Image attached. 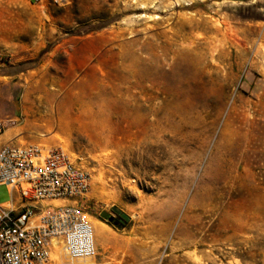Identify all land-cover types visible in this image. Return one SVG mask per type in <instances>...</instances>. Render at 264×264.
Listing matches in <instances>:
<instances>
[{
  "label": "rangeland",
  "instance_id": "obj_1",
  "mask_svg": "<svg viewBox=\"0 0 264 264\" xmlns=\"http://www.w3.org/2000/svg\"><path fill=\"white\" fill-rule=\"evenodd\" d=\"M0 121L90 173L80 264H264V0H4Z\"/></svg>",
  "mask_w": 264,
  "mask_h": 264
},
{
  "label": "built area",
  "instance_id": "obj_2",
  "mask_svg": "<svg viewBox=\"0 0 264 264\" xmlns=\"http://www.w3.org/2000/svg\"><path fill=\"white\" fill-rule=\"evenodd\" d=\"M5 128L0 121V187L10 195L0 203V264H52L56 248L94 259L90 173L60 147L2 143Z\"/></svg>",
  "mask_w": 264,
  "mask_h": 264
},
{
  "label": "bare ground",
  "instance_id": "obj_3",
  "mask_svg": "<svg viewBox=\"0 0 264 264\" xmlns=\"http://www.w3.org/2000/svg\"><path fill=\"white\" fill-rule=\"evenodd\" d=\"M92 228L94 230V237L98 241H100L103 246H107L109 244V242H110V239L106 236L105 232L102 230V228L100 227V225L97 224V223H93ZM58 250H60V249L59 248H56L54 250V252H53V255H52V260L55 261V262L57 261V258H58V256H57ZM90 260H93V259L69 260V261H71V262H79V264H80L82 262H86V261H90ZM68 264H73V263H70L69 262Z\"/></svg>",
  "mask_w": 264,
  "mask_h": 264
},
{
  "label": "crops",
  "instance_id": "obj_4",
  "mask_svg": "<svg viewBox=\"0 0 264 264\" xmlns=\"http://www.w3.org/2000/svg\"><path fill=\"white\" fill-rule=\"evenodd\" d=\"M4 0H0V3ZM5 1H14V0H5ZM17 0H15L16 2ZM31 2L32 0H25ZM6 125L4 134L2 136V143H7V142H14V143H19V138H17V130L16 128L10 127Z\"/></svg>",
  "mask_w": 264,
  "mask_h": 264
},
{
  "label": "water",
  "instance_id": "obj_5",
  "mask_svg": "<svg viewBox=\"0 0 264 264\" xmlns=\"http://www.w3.org/2000/svg\"><path fill=\"white\" fill-rule=\"evenodd\" d=\"M112 210H113L115 213L119 214L120 217H121V219H122L123 221H128V220H129V217L126 216L124 213H121V211H120L119 209H117L116 207H113ZM108 216H109V214H108L107 212H102V213L100 214V218H102L103 220L108 221V222L111 223L112 219H111V218H108ZM113 225L116 226V224H113ZM117 228H118V229H122L123 227H122V225H119V226H117Z\"/></svg>",
  "mask_w": 264,
  "mask_h": 264
},
{
  "label": "flooded vegetation",
  "instance_id": "obj_6",
  "mask_svg": "<svg viewBox=\"0 0 264 264\" xmlns=\"http://www.w3.org/2000/svg\"><path fill=\"white\" fill-rule=\"evenodd\" d=\"M111 211L114 213V216L108 213L109 214L108 218L112 219L111 223L116 224V226L122 225L123 227L126 221H123L119 214L115 213L113 210Z\"/></svg>",
  "mask_w": 264,
  "mask_h": 264
}]
</instances>
